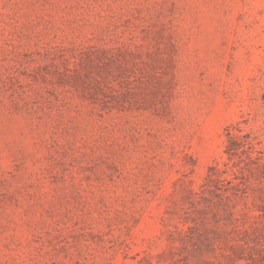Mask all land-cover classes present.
<instances>
[{"label": "rangeland", "instance_id": "374dc122", "mask_svg": "<svg viewBox=\"0 0 264 264\" xmlns=\"http://www.w3.org/2000/svg\"><path fill=\"white\" fill-rule=\"evenodd\" d=\"M0 264H264V0H0Z\"/></svg>", "mask_w": 264, "mask_h": 264}]
</instances>
